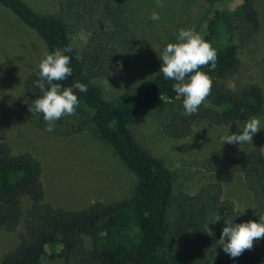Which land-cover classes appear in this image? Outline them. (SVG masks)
Here are the masks:
<instances>
[{
    "label": "trees",
    "instance_id": "1",
    "mask_svg": "<svg viewBox=\"0 0 264 264\" xmlns=\"http://www.w3.org/2000/svg\"><path fill=\"white\" fill-rule=\"evenodd\" d=\"M203 1L209 10L199 34L216 50L217 67L199 69L212 79L211 94L196 114L186 116L183 98L172 88L175 81L165 80L162 73L135 94L115 100L105 99L101 88L92 83L93 78L115 74L128 64L114 41V31L107 27L115 0H56L55 11L47 14L34 10L25 0H0L43 38L49 54L70 44L75 30L89 35L80 51L74 48L65 53L71 57L73 71L60 82L64 87L77 81L87 86V92L74 90L79 100L76 115L62 116L52 132L46 131L43 114L32 111L33 101L43 95L35 87L40 78L37 67L22 83L21 102L28 121L56 136L77 134L92 124L136 177L129 197L95 201L80 209L64 208L45 201L37 157L27 152L14 154L1 141L0 230L22 228L18 243L1 254L0 264H264V238L255 240L251 250L236 258L226 254L219 241L225 221H259L264 216V155L260 151L264 144L242 149L224 143L204 160L206 170L215 175L240 166L253 205L238 210L231 200L222 198L217 182L203 184L192 194L174 193L172 172L129 130L135 116L143 112H153L162 132L174 139L189 136L198 122L229 128L253 117L264 120L261 85L249 82L233 93L223 82L238 73L239 49L260 31L255 0H238L232 8L229 0ZM23 197L29 200L25 210ZM217 215L221 220L216 221ZM206 226L212 236L206 233Z\"/></svg>",
    "mask_w": 264,
    "mask_h": 264
},
{
    "label": "rangeland",
    "instance_id": "2",
    "mask_svg": "<svg viewBox=\"0 0 264 264\" xmlns=\"http://www.w3.org/2000/svg\"><path fill=\"white\" fill-rule=\"evenodd\" d=\"M25 1L44 14L52 13L56 8V0ZM115 2L107 27L114 31V41L128 64L115 74L92 79L107 100L131 96L160 74L162 61L159 57L166 45L178 42L180 29L194 28L199 33L200 24L209 10L203 0H162L163 8L157 7L156 0ZM237 2L229 0L228 6L232 8ZM255 5L261 19L260 31L250 44L239 49L238 73L223 82L234 81L236 87L256 82L264 90V0H255ZM213 8H217V3ZM154 11L159 13V20L150 18ZM81 31L86 33L78 29L70 37ZM82 46L77 40L74 48L80 51ZM46 52L43 38L0 4V142H7L14 154L27 152L37 157L42 169L40 179L44 198L50 204L80 209L95 201L112 202L131 196L135 175L98 136L92 124L80 133L56 136L38 130L28 121L21 102L22 83L27 74L38 67ZM260 121L262 126L264 120ZM129 130L172 172L174 193L192 194L203 184L217 182L221 184L222 198L231 200L236 209L244 210L253 205L240 166L215 175L204 165L209 152L222 145L223 135L228 131L229 134H240L236 125L210 127L205 122H198L189 136L174 139L162 132L153 112H143L135 116ZM263 137L262 127L254 134L252 144H264ZM252 144H241L240 147L243 149ZM28 205L29 200L23 197V209ZM19 229L14 232L0 230V256L18 243ZM86 244H89L87 238Z\"/></svg>",
    "mask_w": 264,
    "mask_h": 264
},
{
    "label": "clouds",
    "instance_id": "3",
    "mask_svg": "<svg viewBox=\"0 0 264 264\" xmlns=\"http://www.w3.org/2000/svg\"><path fill=\"white\" fill-rule=\"evenodd\" d=\"M156 4L157 7H164L162 0H156ZM150 18L156 21L160 19V15L154 11ZM70 39L72 43L62 49L57 48L50 54L46 52L44 59L38 65L40 78L35 81V87L39 88L43 95L33 101L32 111L43 114L48 132L54 130L55 122L62 116L76 115L79 100L74 90L87 92V86L79 81L67 87L60 83L70 77L73 71L69 66L71 57L65 53L73 52L77 40L80 44L86 45L89 35L81 31ZM177 41V43H168L163 49L159 57L162 61L159 73L163 74L165 80L175 81L172 88L178 97L183 98V114L192 116L197 113L212 90L211 77L199 69L210 65L211 70H215L218 57L212 45L194 28L180 29ZM106 83L112 88L107 79ZM227 87L233 93L237 90L234 81H230ZM236 126L240 134H229L228 131L221 137L222 145L252 144L254 134L262 128L260 119L255 117ZM260 151L264 155V147H261ZM219 220L221 218L217 215L216 221ZM206 233L209 236L213 235L208 226ZM260 238H264V216H261L259 221L248 220L241 223H233V220L225 221L219 241L223 251L230 257L236 258L245 250H251L253 242Z\"/></svg>",
    "mask_w": 264,
    "mask_h": 264
}]
</instances>
